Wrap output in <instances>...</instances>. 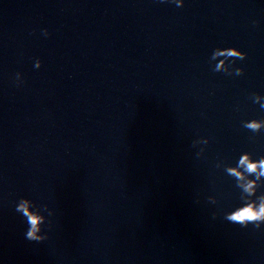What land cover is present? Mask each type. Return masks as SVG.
Here are the masks:
<instances>
[{
    "label": "water",
    "instance_id": "obj_1",
    "mask_svg": "<svg viewBox=\"0 0 264 264\" xmlns=\"http://www.w3.org/2000/svg\"><path fill=\"white\" fill-rule=\"evenodd\" d=\"M217 45L248 52L242 76L211 71ZM254 91L264 0H0V264H264V228L223 218L239 191L214 168L264 155L240 124L264 117ZM21 196L47 239L25 238Z\"/></svg>",
    "mask_w": 264,
    "mask_h": 264
},
{
    "label": "clouds",
    "instance_id": "obj_2",
    "mask_svg": "<svg viewBox=\"0 0 264 264\" xmlns=\"http://www.w3.org/2000/svg\"><path fill=\"white\" fill-rule=\"evenodd\" d=\"M162 3L174 4L180 8L185 5V0H161ZM259 23L252 20L253 26ZM44 37L50 35L47 28L41 30ZM223 57V59H219ZM248 57V52L236 45H217L213 47L207 56V64L213 73H219L226 77H240L245 72L243 64ZM43 61L37 57L34 60V68L39 69ZM13 83L17 86L25 83L24 73L15 72ZM247 98L253 103L258 104L264 110V93L259 91L249 92ZM239 111V106L235 108ZM241 127L251 133L259 134L264 132V117L245 118L240 121ZM211 140L210 136L200 135L192 141V147L196 149L195 156H204L207 146ZM215 169H222L223 172L234 181L235 188L239 191V203L224 211L223 218L241 227L250 224L256 229L264 228V155L254 156L251 151H241L233 161L229 162L222 157H217L214 162ZM211 204L217 203L215 196H209ZM45 207H47L45 205ZM15 211L21 215L27 225L25 238L30 241H43L48 238L46 217L36 201L27 196H21L15 202ZM215 216V214H214Z\"/></svg>",
    "mask_w": 264,
    "mask_h": 264
}]
</instances>
